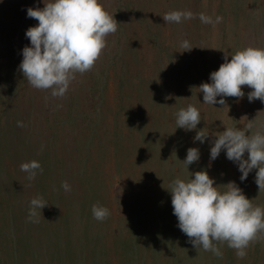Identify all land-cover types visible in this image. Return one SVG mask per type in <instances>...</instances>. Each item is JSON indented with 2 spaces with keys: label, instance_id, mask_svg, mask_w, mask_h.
Wrapping results in <instances>:
<instances>
[{
  "label": "rangeland",
  "instance_id": "obj_1",
  "mask_svg": "<svg viewBox=\"0 0 264 264\" xmlns=\"http://www.w3.org/2000/svg\"><path fill=\"white\" fill-rule=\"evenodd\" d=\"M118 29L92 70L77 74L64 97L33 88L19 71L38 21L29 7L43 0H0V264H264V238L240 259L227 243L222 258L198 251L178 227L170 187L206 170L223 192L235 182L254 206L264 191L246 180L226 150L210 160L212 143L226 126L264 132V102L242 99L203 103L198 86L246 47L264 48V0H101ZM194 18L166 23L170 11ZM204 13L219 24H205ZM187 40L191 50L181 48ZM219 100L220 97H217ZM189 104L201 122L177 127L176 113ZM22 122L23 126H18ZM197 131L209 133L204 143ZM200 151L185 165L187 150ZM247 158V153L245 154ZM38 161L34 180L20 165ZM67 181L71 191L61 186ZM47 205L29 219L30 201ZM106 207L104 221L92 206ZM264 237V233L260 234Z\"/></svg>",
  "mask_w": 264,
  "mask_h": 264
},
{
  "label": "clouds",
  "instance_id": "obj_2",
  "mask_svg": "<svg viewBox=\"0 0 264 264\" xmlns=\"http://www.w3.org/2000/svg\"><path fill=\"white\" fill-rule=\"evenodd\" d=\"M43 8L29 7L27 16L38 21L26 31L30 46L22 50L23 60L19 71L28 83L36 89L49 91L52 97H64L77 74L93 69L107 46V37L118 29L117 20L106 11L101 0H43ZM166 23H181L194 18L191 11H170L165 13ZM199 19L205 24H219L223 18L213 20L204 13ZM183 50H191L189 41L181 43ZM225 51L224 63L210 74V83L198 86L203 93V103L224 105L225 97L242 99V86L252 89L248 93L249 102L259 99L264 102V48L246 47L228 59ZM217 97H220L218 100ZM201 122L197 107L189 104L176 113L177 127L186 131L194 130ZM22 127V122H18ZM246 130L226 126L221 134L215 135L210 149V160L214 161L222 150H226L229 160L239 166L241 181L246 180L253 169H258L255 182L259 192L264 191V132L250 133L252 122ZM209 133L197 131L194 140L204 143ZM247 153V158L245 154ZM200 151L196 147L187 150L185 165L197 162ZM28 179L34 180L37 170L43 171L41 164L32 160L20 165ZM227 190L221 192L206 170L196 171L188 180L176 178L169 188L173 214L178 227L188 237L198 251H211L221 257L223 253L217 245L227 243L236 250L238 258L246 257V249L264 233V208L254 206L236 185L229 182ZM71 191L67 181L61 185ZM47 203L42 197L30 201L29 219L38 217ZM94 219L104 221L110 215L106 207L92 206Z\"/></svg>",
  "mask_w": 264,
  "mask_h": 264
}]
</instances>
